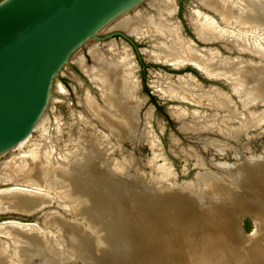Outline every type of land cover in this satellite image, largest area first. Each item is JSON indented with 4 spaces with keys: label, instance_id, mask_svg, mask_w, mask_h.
I'll list each match as a JSON object with an SVG mask.
<instances>
[{
    "label": "bare ground",
    "instance_id": "1",
    "mask_svg": "<svg viewBox=\"0 0 264 264\" xmlns=\"http://www.w3.org/2000/svg\"><path fill=\"white\" fill-rule=\"evenodd\" d=\"M200 2L217 16H198L194 33L200 42L224 41L229 44L224 47L229 52L238 51L264 59V0ZM173 7L161 0L154 6L158 16L150 18L154 24V35L165 40L156 46L157 58L176 69L191 64L211 79L228 81L233 94L246 96L244 106L260 103L264 99V68L247 66L246 63L245 67L234 64L229 59H223L220 51L198 50L166 20ZM141 34L145 35L146 31L141 30ZM129 58L123 55L110 62L103 60L100 68L93 71L104 89L105 107H98L90 98L86 106L111 136L135 142L139 122L137 114L142 101L135 97L136 85L132 80L133 69ZM180 83V87L165 85L164 95L182 99L183 102L185 99H196L218 109L230 105L227 95L218 88L207 90L196 82ZM173 117L180 120L186 114L173 113ZM258 121L257 127L264 124L263 120ZM184 126L181 129H187ZM230 128L235 131L234 135L230 133V137H240L247 129L235 121ZM263 134L264 130L261 136ZM92 140H77L76 147L65 158L47 156L45 152L35 150L25 155L26 162L23 164L10 163L2 170L0 183H14V187L0 192V213L11 210L32 215L56 202L72 216L66 217L59 212L48 214L45 225L55 230L52 235L45 228L36 227L37 224L2 222L0 264H123L124 261L140 264L137 254L140 248L135 243L144 240L141 232L149 226H154L157 233L150 241H142V246H146L142 253L147 256L151 252L146 264H264V235L256 237L257 242L241 236V229H234V223L240 221V216H228L230 206L225 205L220 212H216L210 205L205 206L183 194H167L161 198L152 195L144 200L139 197L147 193L142 185L134 188L107 173L100 163L106 152ZM254 140L257 142L259 137ZM254 147L257 149L258 145L254 146L252 140L246 149L255 152ZM236 171L237 177L243 181L242 187L249 189L257 200L264 201V159L246 161ZM205 183L212 190L220 188L213 181L206 180ZM131 196H135L133 201L129 199ZM233 197L230 201L236 205L241 216L253 217L260 232L264 224L261 217L264 203L258 206L243 197ZM139 203H147L149 207L142 208ZM167 207L171 210L163 211ZM189 207L192 212L188 211ZM133 211L137 214L135 217ZM206 213H209V219L202 220ZM130 221L131 227H128L126 222ZM111 228H116L121 235L122 245L115 242V232ZM53 236L59 244L51 240ZM170 244L176 249L171 250ZM184 244H188V249L184 248ZM163 251L166 257L160 255Z\"/></svg>",
    "mask_w": 264,
    "mask_h": 264
},
{
    "label": "rangeland",
    "instance_id": "2",
    "mask_svg": "<svg viewBox=\"0 0 264 264\" xmlns=\"http://www.w3.org/2000/svg\"><path fill=\"white\" fill-rule=\"evenodd\" d=\"M162 1H167L174 6L172 14L168 15L166 20L173 24L182 37L191 41L198 50L220 51L223 59H229L234 64L238 63L245 67L244 63H246L247 66L264 68V59H259L251 54H241L238 51L229 52L224 48L229 44L224 41L210 44L199 41L194 33V23L198 16L217 17L213 12L206 9L200 0ZM156 12L154 7L151 8L142 16L143 19L139 18L142 21L138 19L123 32L128 35L132 42L119 35L73 73L64 139L37 150L45 152L47 156L51 154L65 158L76 147L75 142L77 140L91 141L93 139L92 141L99 144L106 152L105 157L100 159V163L107 173L119 177L122 182L131 184L134 188L138 187V184L142 185L141 188L147 193L140 194V198L145 200L152 195L161 198L168 196L167 194H183L205 206L210 205V208L216 212H220L221 208L228 205L230 206L228 216H240V221L234 223V229L238 231L241 229L243 233L241 236L250 241L254 239L257 242L256 237L264 235V224L259 232L253 217L246 214L241 216L236 205L232 204L230 200L234 199L233 196H235L243 197L242 199L252 201L258 206L264 203V201L254 198L249 189L242 187L243 181L237 177L236 173V170L246 161L264 159V134L261 136L264 124L257 127L258 120L264 121V99L255 105L244 106L243 102L247 99L246 96L244 98L233 94V88L228 81L218 78H216L217 80H209L203 77L191 64L176 69L165 62H161L157 58L156 46L165 40L154 35V24L150 20V18L158 16ZM137 29L138 32H136ZM141 30L146 31V36L141 34ZM123 55L130 57V65L133 69L132 80L136 85L135 97L142 101L137 114L139 122L135 130V142L111 136L102 123L96 119V116H92L86 106V101L90 98L98 107H105L104 89L100 87L93 71L100 68L103 60V62L106 60L110 62ZM182 81L183 83L191 81L202 84L207 90L218 88L227 95L230 102L228 106L232 109L228 106L222 109L209 107L208 103L196 99H185L183 102L182 99H171L164 95L163 91L167 84L180 87ZM173 113H185L186 117L179 120L173 117ZM221 121L223 122L221 123ZM234 121L247 127V129L245 128L246 132L240 137L236 134L235 137H230L235 132L234 129L230 128ZM182 126L187 129H181ZM258 137L259 140L256 142L254 139ZM252 140L254 146L258 145L257 149L254 147L255 152L246 149ZM29 153L1 162L0 174L10 163L14 165L26 162L25 155L28 156ZM234 179L238 180L239 183ZM206 180L213 181L220 188L212 190V187L205 183ZM13 187L14 183H0V192ZM216 191L218 192L216 193ZM129 199L133 201L135 196H131ZM140 205L146 209L149 207L147 203ZM169 209L167 207L163 211ZM64 210L56 202L32 215L4 210L0 213V224L2 222L9 223V221L10 223L11 221H19L26 225L30 224V226L37 224L36 227L45 228L44 230L52 235L55 230L48 228L45 225V220L48 214L52 212H59L66 217L72 216ZM188 211L192 212V209L189 207ZM262 212L261 217L264 219V209ZM208 214L206 213L202 220L209 219ZM132 215L135 217L137 214L133 211ZM216 217L220 218L219 216ZM222 219L220 218V220ZM130 223L131 221L126 222L128 227H131ZM137 225L139 226V222ZM111 231L115 232V242L122 245V237L116 228H111ZM155 233L157 230L154 226H149L146 231L141 232V236L142 239L150 241ZM186 234L185 232L184 235ZM54 237H51V240L59 244ZM144 240L135 243L140 248V252H137L139 260H141L140 264H146L147 258L151 256V252L147 256L142 253V250H146V246H142ZM183 246L188 249V244ZM169 248L171 250L176 249L173 244H170ZM165 254L164 251L160 253L166 257ZM35 262L38 263L39 261L36 260ZM79 263L81 264V262ZM123 264L132 263L124 261Z\"/></svg>",
    "mask_w": 264,
    "mask_h": 264
},
{
    "label": "water",
    "instance_id": "3",
    "mask_svg": "<svg viewBox=\"0 0 264 264\" xmlns=\"http://www.w3.org/2000/svg\"><path fill=\"white\" fill-rule=\"evenodd\" d=\"M160 1L0 2V163L63 141L73 73Z\"/></svg>",
    "mask_w": 264,
    "mask_h": 264
},
{
    "label": "trees",
    "instance_id": "4",
    "mask_svg": "<svg viewBox=\"0 0 264 264\" xmlns=\"http://www.w3.org/2000/svg\"><path fill=\"white\" fill-rule=\"evenodd\" d=\"M2 0H0V2H1ZM152 99H153V96H152Z\"/></svg>",
    "mask_w": 264,
    "mask_h": 264
}]
</instances>
